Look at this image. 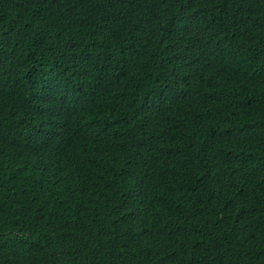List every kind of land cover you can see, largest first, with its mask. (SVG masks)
<instances>
[{"label": "trees", "instance_id": "1", "mask_svg": "<svg viewBox=\"0 0 264 264\" xmlns=\"http://www.w3.org/2000/svg\"><path fill=\"white\" fill-rule=\"evenodd\" d=\"M0 264H264V0H0Z\"/></svg>", "mask_w": 264, "mask_h": 264}]
</instances>
